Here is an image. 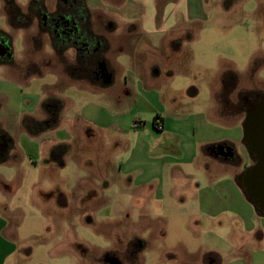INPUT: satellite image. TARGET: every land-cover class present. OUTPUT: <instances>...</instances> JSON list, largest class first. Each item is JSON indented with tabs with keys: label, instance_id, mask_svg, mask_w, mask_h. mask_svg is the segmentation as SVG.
Listing matches in <instances>:
<instances>
[{
	"label": "rangeland",
	"instance_id": "374dc122",
	"mask_svg": "<svg viewBox=\"0 0 264 264\" xmlns=\"http://www.w3.org/2000/svg\"><path fill=\"white\" fill-rule=\"evenodd\" d=\"M26 1L19 0L23 4ZM172 1L155 6L157 19L153 21L142 15V5L134 0H87L96 28L112 39L106 58L115 70L117 82L124 81L126 75L131 81L143 79L149 87L162 88L163 102H157L154 96L145 99L138 91L134 110L128 112L118 106L107 114L99 105L104 106L108 98L88 93L84 88L88 83L78 78L80 73L74 74L79 67L72 66L70 75L65 74L61 58L55 57L51 46L43 43L36 48L38 43L29 35L33 30L9 27L4 1L0 0V28L11 35L14 53L9 64L0 63V89L17 87L16 72H28L27 65L32 63L30 71L37 70L38 75L31 78L29 91L42 97L57 93L60 103L54 110H44L48 114L53 111L54 121L45 116V120L38 118L37 123L27 126L33 134L45 130L38 136L39 148L33 152V161L23 158L26 147L17 145L20 160L3 164L8 168L7 183L0 185V218L9 222L6 233L15 232L18 264H217L218 259L223 264H234L240 255L248 253L251 260L264 248L257 239L260 232L264 235V217L253 216L247 208L240 218L228 215L181 219L175 216L178 208L172 205L177 196L171 195L167 214L150 217L141 214V206L135 202L131 205V192L122 195L106 172L113 162L126 160L123 170L128 171L138 162L144 165L148 161L147 150L153 141L143 125L151 124L157 112L162 117H173L168 119L167 130L183 132L185 138H193L202 146L225 138L232 128L221 119L209 118L212 92L220 98L223 108H231L227 111L237 117L243 114L245 95L236 94L238 91H264V0H202V11L193 15L185 12V5L171 7ZM162 15H166V23H162ZM70 56L69 51L66 59L73 64L74 57ZM9 78L14 81L9 82ZM222 79L226 88L223 93ZM50 83L56 86L43 89ZM23 87L27 92L29 88ZM192 89L198 94L190 95ZM122 112L132 118L134 127L129 134L120 129L121 124H126L116 115ZM60 115L62 119L57 122ZM86 119L114 125L98 129L82 121ZM53 127L56 133L51 132ZM12 133L16 137L18 129L13 128ZM241 133L244 138L243 126ZM177 134L164 136L158 151H152L153 155L160 151L168 154L166 170L177 171L178 165L192 170L193 177L188 181L202 188L211 181L228 184L222 173L214 174L213 180L196 173L197 166L216 161L211 157L201 156L191 165L177 161L173 157L179 150L176 143L184 138ZM58 167H66L61 176L55 171ZM163 181L170 183L165 178ZM157 202L155 206L160 204ZM194 208L187 206L183 210L190 214ZM235 208L240 212L241 205ZM215 248L221 250L220 256L212 253Z\"/></svg>",
	"mask_w": 264,
	"mask_h": 264
},
{
	"label": "crops",
	"instance_id": "0c3cea01",
	"mask_svg": "<svg viewBox=\"0 0 264 264\" xmlns=\"http://www.w3.org/2000/svg\"><path fill=\"white\" fill-rule=\"evenodd\" d=\"M134 1L137 5H142L141 7L143 9V16L145 14V17H151V19L155 21L157 19V11L159 6L162 2L165 3L167 0H156V3L154 0ZM171 3V7L175 6L177 8L181 5H185V12L192 15L195 14V11L196 13H200V11H202L203 9L202 0H174ZM155 6L158 7L157 10ZM178 11L179 10L177 9L176 14ZM165 16L166 15H162L160 18L162 23H166L167 21V18ZM126 37L128 39V35H126ZM111 40L112 39H110V41ZM121 67H124V65H121ZM31 73H33V76L31 75ZM15 75V85H17V87L5 86L2 90L0 89V122L2 128L13 143V146L9 151L6 160L0 165V185H4L7 183L5 170L8 167H4L3 164L10 163L11 159H13V161L15 159L20 160V157H18L17 154V145L23 146L24 148L26 147L25 151H23V158L33 161V158L35 157L33 152H35L34 150L38 151L39 148V146H37L39 142L38 136L41 133L45 132V130H41L38 132V130L36 129L37 133L33 134L32 131L23 126L22 121L25 118H33L35 120H38V118L44 119L46 113H44L45 111L42 103L46 98L48 99V102L51 103V106L54 105L56 101L59 102V96L57 93H53L47 96L44 95L42 97L37 93L33 94L29 91L32 86V81L30 80L32 77L38 75L37 70L28 71L26 73L18 71ZM57 77L65 78L59 75H57ZM13 78L15 79V77ZM69 78L72 79L71 76H69ZM9 79V82L14 81L11 78ZM83 81L88 83V86L84 87L85 89H88V93H91L93 95L98 94L99 97L101 96L108 98V101L105 102L104 106L99 105V108H102L104 113H106L107 111V114H110V112L114 111L113 109L118 106V108H125L126 110H128V112L134 110L139 100V96H136L138 91L142 92L145 99H147L148 97L152 98L154 96V98L157 99V102H163V99L160 98V90L162 88L158 86L149 87L147 86V80L143 79L131 81L128 77H126V75L124 81L117 82V75L114 69L112 77L109 78L106 84H95L85 79H83ZM137 83H139V85ZM23 86L29 88L27 92L24 91L25 88ZM55 86L56 83H50L48 84V86L44 84L43 89H45L46 87L54 88ZM221 86V92L223 93V79L221 82ZM124 90L126 91V93H122ZM221 92L219 93L220 95ZM189 94L195 96L196 94H198V91L196 89H192L190 90ZM32 97L35 98L34 101H32ZM212 98V110H210L209 118H211L212 121L221 119V121H224L223 123L226 122L228 125H232V128L228 130L230 132L229 135L225 136V138L215 142L202 144L201 146V142H193L194 139H191L190 137L185 138L182 134L183 132L167 130L168 119L172 120L173 117H162L161 114L157 112L158 114L153 118L151 124H149V122H146L143 125L146 135L150 136L153 141L152 147L148 148L147 150V153H149V156L147 157L148 161H146L144 165H141V163L138 162L136 166L131 167V169L128 171L123 170V168L127 166L126 160L125 162L123 160L120 164L118 162H113L106 169V172L108 173L109 178L112 181L111 183H114V187H119L123 191L122 195H129V193L131 192V205H133L135 202L136 205L141 206V208H138V211L141 214L147 213L150 217L164 216L165 214H167L166 208L169 205L168 199L170 200L171 195H175L177 196V198L172 205L178 208L175 212V216H180L181 219L185 216H192L194 219L198 220V218H200L199 216H211L213 218H217L220 216L228 215L230 217L236 216L237 218H240V215H244L246 208L249 209V211L251 210L253 216L256 214L261 218V216L257 212L256 206L250 201L245 187L240 180L241 174L244 173L245 169L251 166L254 162V158L252 154L248 152L244 138H242L241 128L244 123L243 117L242 115L235 117L230 115L229 112L223 111L225 109L223 108V104H221L220 98L218 100L217 97L214 96L213 92L211 94V99ZM68 100L70 101V99ZM65 103L66 102L64 101V103L62 104ZM70 103H72V101ZM64 108V105H62L60 108L62 113ZM5 111L8 113L4 114ZM37 112L39 113L40 117H38ZM213 113L215 114L213 115ZM116 116L122 118L126 124L120 125L121 130H128L126 131L128 133L129 129H131V127H134L133 123L131 122L132 118L130 120L129 113L122 112L120 113V115L117 113ZM125 117H129V119ZM61 119L62 116L59 117L57 122H59ZM82 121H88L91 125H95V128L97 127L98 129L100 127H104L106 129L114 125V122L101 124L92 119H86ZM52 125H54V123H52ZM12 126L13 128L16 127L18 129L16 137L12 133L13 128H10ZM125 126L126 129L124 128ZM77 127L79 128V126ZM51 132L56 133L57 131L54 128ZM193 132H195L196 134V130H194ZM177 133L184 138L177 141L176 144L178 145L179 150L175 152L173 157H175L177 161H180L184 165L197 163L198 159L201 156L211 157L216 161L213 164L206 163V166H201L202 168L197 166V169H195L196 173L197 171H199L201 175L209 176L211 178L210 180H213L214 174L216 175V173H222L229 180V182H227L228 184L223 185L219 182L211 181L208 182L204 188H202L199 186V184H197V182L188 181L193 177L192 170L186 171V169L183 166L181 167L180 165H178L179 169L177 171H174V169L171 168L166 170L167 163L165 159L167 158L168 154H163V151H160L161 154L153 155L154 153H152V151H158V148L161 145L160 141L164 138V136L169 134L177 137ZM109 140L110 142H112V139ZM155 141H157L158 143ZM183 143L186 144L183 145ZM219 143H226L228 146H230L237 157L234 159L230 157L228 159H221L220 157L218 158V156L216 157L217 154L212 153L209 150V147ZM113 155H116V153ZM162 157L165 158L162 159ZM170 157H172V154ZM65 168L62 169V167H58L55 169V171L58 175L61 176L64 174ZM163 178H165L167 181H170V183L165 184ZM182 179L187 181L182 182ZM110 188L111 187L109 186L106 189L108 190ZM156 201H158L157 204H160L155 206L154 202ZM235 205L238 207L241 205L240 212L236 210ZM187 206L193 208L195 207L194 210L190 212V214L183 210V207ZM7 227H10L9 222L5 220L4 217L0 218V264H18V257L16 258V255L18 254L19 246H17L14 242L16 237L15 232L13 231L10 234L6 233ZM257 239L261 240V242L264 243V235H262V232L259 233ZM215 249L217 251L215 250L212 253H214L216 257L220 256L221 250H219V248ZM248 257V253L242 254L239 256L238 261H235L234 264H264V248L258 251L256 257H251V260ZM208 264L211 263L208 262ZM217 264H223L222 259H218Z\"/></svg>",
	"mask_w": 264,
	"mask_h": 264
},
{
	"label": "flooded vegetation",
	"instance_id": "af4514ba",
	"mask_svg": "<svg viewBox=\"0 0 264 264\" xmlns=\"http://www.w3.org/2000/svg\"><path fill=\"white\" fill-rule=\"evenodd\" d=\"M3 1L4 13L9 27L16 31L33 30L29 35H31L30 37L35 44L38 43L36 48L43 43L51 46L55 57L61 58L65 74L70 75L69 68L74 66L79 67L74 70V74L76 72L80 73L78 78L92 83L106 84L109 78L112 77L113 68L106 58L110 51L111 41L105 33L96 28L92 11L87 6V0H27L25 4L19 2V0ZM69 51L71 52L70 57H74L75 63L73 62V64L66 59ZM13 57L12 37L0 28V63L9 64ZM32 66V63L27 65V70L30 71ZM84 73L87 75L86 77L81 76ZM226 85L228 88V83ZM238 93L245 94L242 95L243 122L246 119L247 112L251 111L259 116L258 119L256 118V121H259L257 123L262 124L260 115L264 111V91L242 89L236 94ZM56 104L57 101L51 106L46 98L42 106L44 110L45 108L54 110ZM58 104L60 103L58 102ZM227 110L231 111V108L227 107L223 111ZM52 112L51 114L45 112L48 121L52 120ZM22 123L27 128V126L30 127L32 123L34 125L37 122L33 118H25ZM12 146V140L7 136L0 122V165L6 160ZM211 148V152L217 154L221 159H228L229 157L234 159L237 157L233 149L226 143H219ZM254 155L253 153L252 156ZM254 163L255 161L252 165ZM242 174L240 180L243 181ZM253 184V179H250L248 181L250 190L254 189ZM109 264H117V261H110Z\"/></svg>",
	"mask_w": 264,
	"mask_h": 264
},
{
	"label": "water",
	"instance_id": "95a60500",
	"mask_svg": "<svg viewBox=\"0 0 264 264\" xmlns=\"http://www.w3.org/2000/svg\"><path fill=\"white\" fill-rule=\"evenodd\" d=\"M262 124H258V115L248 111L243 123L244 141L255 163L244 171L243 181L246 193L250 201L256 206L260 216H264V111L260 115ZM259 122V121H258ZM258 125H257V124ZM253 179L254 189L250 190L248 181Z\"/></svg>",
	"mask_w": 264,
	"mask_h": 264
},
{
	"label": "trees",
	"instance_id": "16d2710c",
	"mask_svg": "<svg viewBox=\"0 0 264 264\" xmlns=\"http://www.w3.org/2000/svg\"><path fill=\"white\" fill-rule=\"evenodd\" d=\"M212 146H213V145H212ZM212 146H211V147H212ZM209 148H210V147H209Z\"/></svg>",
	"mask_w": 264,
	"mask_h": 264
}]
</instances>
